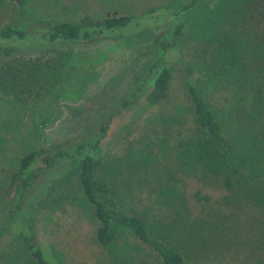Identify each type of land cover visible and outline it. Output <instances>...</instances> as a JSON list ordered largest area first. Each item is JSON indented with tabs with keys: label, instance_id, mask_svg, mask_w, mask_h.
<instances>
[{
	"label": "rangeland",
	"instance_id": "obj_1",
	"mask_svg": "<svg viewBox=\"0 0 264 264\" xmlns=\"http://www.w3.org/2000/svg\"><path fill=\"white\" fill-rule=\"evenodd\" d=\"M192 1L28 0L25 9L19 11L8 0H0V26L24 24L28 19L41 24L53 20L79 22L85 15L104 18L151 9H156L155 15L167 24H182L180 39H176L174 28L158 38L144 29L131 36L87 44L64 43L52 49L38 48L30 42L29 48L20 51L25 55L58 52L64 55L69 73L28 104L7 99L0 102V187L6 184L19 156L49 144H71L68 156L43 169L26 192L27 211L22 213L55 264H162L157 251L141 243L126 227L117 226L111 246L97 242V222L81 191L78 165L73 163L79 158L74 150L77 142L98 141L102 145L95 172L97 181L108 183L109 194L105 196H118L111 199L118 202L111 208L141 214L149 228L155 229L152 235L156 240H176L188 247L182 229L184 220L178 211L182 196L188 198L187 204L196 212L201 207L194 195L196 190L211 193L213 198L226 192L217 182L221 179L215 173L203 175L193 159L197 126L187 92V67L193 68L195 79L205 88L207 100L222 118L227 132H254L246 131L243 119H239L250 110L247 99L253 92L243 89L246 80L234 73L230 63L220 65L213 60L219 49L215 38L222 32L221 23L216 24L215 16H211L216 0L209 1L210 11L202 15L201 25L192 15L194 7L183 6ZM162 57L173 70L168 96L146 106L153 66ZM105 125L107 129L103 131ZM248 147L243 145L244 150ZM249 181L254 185L257 180L250 177ZM240 208L238 205L236 210ZM10 219L0 220V244L21 240L19 236L13 239ZM126 242L127 253H117L116 247L123 248ZM13 248L14 252L22 251L23 256L21 244L15 242ZM260 252L264 255V248ZM225 253L226 261L241 263L251 256L247 247L235 244ZM188 264L200 263L190 258Z\"/></svg>",
	"mask_w": 264,
	"mask_h": 264
},
{
	"label": "trees",
	"instance_id": "obj_2",
	"mask_svg": "<svg viewBox=\"0 0 264 264\" xmlns=\"http://www.w3.org/2000/svg\"><path fill=\"white\" fill-rule=\"evenodd\" d=\"M8 1L19 11L24 10L28 3V0ZM209 1L193 0L183 6L194 7L192 15L201 25L202 15L210 11ZM213 6L214 15L211 16H215L216 24L221 23L219 28L222 29L215 38L219 49L213 60L220 65L222 62L230 63L236 70L234 73L238 72L237 76L246 80L243 89L253 92L252 98L247 99L250 110L248 104L245 105L248 110L239 119H243L246 131L252 129L254 132H242L247 135H239L237 130V133L227 132L222 118L209 104L205 88L195 79L193 68L187 67V92L197 126L193 159L203 175L215 173L216 178L221 179H216L217 182L226 188L218 198L202 189L196 190L194 195L201 205L196 212L187 204L188 198L182 196L178 211L184 220L182 229L188 247L176 240H173L176 243L156 240L152 235L155 229L149 228L141 214L112 209L111 206L118 203L112 200L118 196L114 192L111 196L115 197L110 196L109 199L105 196L109 194L108 183L97 181L95 172L102 145L98 141L77 142L74 150L79 158L73 163L78 165L81 191L97 222L96 239L102 246L112 245L117 226H120L131 230L141 243L152 246L162 264H188L190 258L200 264H264V255L260 252L264 248V162L262 164L261 159L264 158V140L257 129L261 126L264 132V0H216ZM156 11L113 14L104 18L85 15L79 22L53 20L41 24L28 19L24 24L0 26V102L7 99L28 104L69 75L65 70L64 55L58 52L51 55L20 52L31 45L52 49L64 43L87 44L103 38L131 36L144 29L158 38L174 28L176 39H180L183 36L182 24H167L155 15ZM207 18L209 22L211 18ZM162 45L167 47L164 42ZM153 68L150 89L145 94L146 106L155 105L168 96L173 73L171 64L163 57ZM106 129L107 125L103 131ZM244 144L249 146L246 150ZM70 145L62 142L29 150L18 157L15 169L6 184L0 187V220L11 218L13 239L15 236L21 239L0 244V264H55L39 244L22 213L27 211L24 205L26 192L39 179L43 169L68 156ZM258 157L260 161H257ZM250 177L257 180L256 184L249 181ZM238 205L242 208L236 210ZM15 242L21 244V248L23 246V256L22 251L14 252ZM232 243L249 249L251 256L248 260L243 263L226 261L225 252L233 247ZM128 248L129 243L126 242V246H118L116 251L121 253L125 250L127 253Z\"/></svg>",
	"mask_w": 264,
	"mask_h": 264
}]
</instances>
